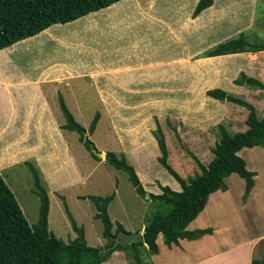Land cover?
Instances as JSON below:
<instances>
[{
  "label": "rangeland",
  "instance_id": "1",
  "mask_svg": "<svg viewBox=\"0 0 264 264\" xmlns=\"http://www.w3.org/2000/svg\"><path fill=\"white\" fill-rule=\"evenodd\" d=\"M175 2L176 0H154L155 6L152 7L155 12L153 14L157 21H152V23L144 19L136 10L134 15H132L133 12L126 16L124 14L117 15L110 24L97 28L92 31V34L81 32L69 36V40L71 37L72 41L79 39L78 41L87 47L79 50V52L73 53L75 49L72 47L63 50L60 44L53 43V45L58 46L57 52L63 53L64 58L66 57L70 62L80 61L86 66L89 61H93V59L96 61L100 58L102 65L99 64L102 67L100 75L99 73H93V75L99 81L96 95L102 105L93 108L95 100L90 94H86L85 91L87 90L83 88V85L86 86L85 79L67 81V88L65 87L64 91L61 90L60 94L57 93L52 97L54 104L52 101L51 111L48 112V115L55 121L53 129L47 127L46 123L41 125V120L35 118L36 114L30 121L27 120V117L24 118L27 112L24 111L15 121V129L13 130V133L22 134L24 141L11 145V142H0V150L2 147L5 148L0 152V167L5 161L7 165V167L0 169V176L13 193L30 225L36 223L38 219L39 198L33 193V176L26 165L27 163L39 171L41 183L49 193L51 202L48 215L49 230L64 243L72 239V233L76 235L71 229L69 218L65 212L67 208L78 225H85L87 244L91 247H99L106 241L102 236L101 222L92 217L96 212L95 208L90 200H77L74 195L105 197L115 192L114 199L108 207L111 222L113 226L119 223L125 229L135 231L134 233L140 231L139 229L145 225L148 217H152L157 212L164 213L167 210L166 206L151 201L149 194L162 193L158 183L161 186H168L170 189L175 185L178 187L179 184L157 161V158L160 157L156 141L158 128L165 138L168 164L182 179L188 180V178L201 173L196 159L204 166H207L213 159L212 149L220 140L219 125H224L228 133L233 134L238 130L241 131L239 124L246 120L248 115V111L243 107L208 97L207 91L220 88L253 105L259 118L264 116V90L246 86L238 87L233 84V80L239 76L240 72L245 73L248 77L256 78L264 84V51L255 52L253 56H245L243 53H239L241 55L208 58L204 55L219 44L237 38L242 32L248 36L247 42L251 45L264 43V0H216L214 8L205 9V31L201 29L197 33L194 32V35L189 38L190 32L188 30L186 33L188 38L186 39L182 36L185 35L184 32H181L182 29H177V32L173 34V36H178L176 41L165 36L163 30L166 27L164 28V25L171 26L184 11L190 12L194 2L188 0L183 4V9L176 7ZM148 5L151 4H145V8ZM135 8L137 7L135 6ZM194 9L191 13L192 16ZM141 12L144 13L143 10ZM145 17L150 18L148 14ZM198 17L194 18L193 24L188 25L194 31L198 24ZM155 33L164 47L157 50L153 58L137 59L140 50L141 53L146 52V54L154 50L144 43L147 36ZM48 35L47 37H50L54 34L49 31ZM56 37L53 38L60 40L58 36ZM186 42L188 44L193 42L191 43L192 50ZM169 43L175 44L170 46ZM181 49H183L182 52ZM42 50L43 54L49 56L53 47L50 43L45 44ZM187 51L189 53L185 55L184 53ZM191 51L192 54H190ZM183 54L185 57L182 56ZM34 56L36 58L39 53L35 52ZM34 56L32 57L34 58ZM165 57H169V59L172 57L175 63L170 64L162 71L163 73L159 74L153 71L154 77L150 78L149 81L146 79L136 80L141 85L133 96L124 95V90L115 83L119 78L124 82L130 81L129 87H133V78L128 74L129 69L141 67L142 63L147 62V60L161 61ZM1 59L3 60V56L0 57ZM48 60L51 59L48 58ZM204 60L206 61L205 67L203 64L202 66L197 65ZM190 61L193 63L192 66L189 65ZM181 62L182 65L185 64L187 72L180 67L181 65H177ZM22 65L20 68L25 76H34L38 73V68L30 67L28 69L30 66L28 62L24 61ZM10 69L11 67L8 65L3 66V70L6 71L3 72L13 78ZM50 69L42 71L43 73L39 74V78L46 77ZM63 70L68 72L67 69ZM2 73L0 72V89L7 90L9 93L8 88L2 83H7L8 80ZM67 75H72V72L69 71ZM214 75L217 76V79L211 78L215 77ZM38 81L35 79L34 82ZM69 84L70 87H68ZM124 84L128 86V83L125 82ZM36 92L37 89L34 88V93ZM60 95L74 119L86 129L85 135L89 136L93 142L94 150L100 152L101 160L106 162L107 152H115L116 155L117 152L122 153L123 146L131 148L132 152H136V149L144 151L139 156L140 158L137 157L134 160L130 157H136V155L131 154V151H129L128 156L123 153L127 163L133 168L135 166L142 167V177L137 175L146 192L144 199L136 194L125 172L116 170L107 162L103 166L94 163L93 161L99 160L87 154L88 152L78 140V134L61 129V126L65 124V119L59 108L58 97ZM96 112L99 113V121L94 133L89 135L87 130ZM140 120L146 122L145 132L142 131L143 124L139 128L138 122ZM38 122L39 134L36 131ZM3 123L10 126L14 124L9 121ZM3 123L0 120V128ZM134 127L139 128L140 136L137 139H134L133 132L127 131L128 128L133 129ZM11 132L12 130L7 133L6 130L7 136H11ZM39 137L47 141L54 140L59 151L55 144L46 143L44 146L39 144ZM149 138L153 140L154 146L149 144ZM8 140L9 137L6 138V142ZM145 141H147L146 145H144ZM134 143L135 146H139L135 150L132 146ZM61 147L68 148L72 159L75 160L73 167L65 165L68 156L66 151L64 153L60 150ZM101 149L107 150L106 153L100 151ZM260 150L263 152L261 153ZM124 151L127 153L126 149ZM239 156L245 161L247 169L257 174L255 179L257 198L252 200V194L250 197L244 198V181L236 174H232L225 179L228 191H218L209 197L206 214L210 217L213 225H219L220 228L222 226L228 227L229 230L225 234H233L236 240L240 238L241 240L249 238L256 240L257 237L264 236V221L260 223L264 211L261 216L258 213L259 208L260 210L262 207L264 208V147L245 148L239 152ZM112 171L119 173L118 179L114 183L110 180L114 177ZM71 182L73 186H69ZM116 190H118L117 194ZM157 190L160 192L158 193ZM222 203H227V207L221 209ZM135 237H127L121 242L127 244L136 240ZM258 253L261 254L262 252L256 251L258 255L256 258L262 260L263 257ZM142 256L146 262L150 260L146 253H143Z\"/></svg>",
  "mask_w": 264,
  "mask_h": 264
},
{
  "label": "trees",
  "instance_id": "2",
  "mask_svg": "<svg viewBox=\"0 0 264 264\" xmlns=\"http://www.w3.org/2000/svg\"><path fill=\"white\" fill-rule=\"evenodd\" d=\"M121 0H0V50L33 37L53 24H64L75 21L90 13L120 2ZM214 0H199L193 12V18L211 7ZM248 36L242 32L235 39L219 44L204 55L216 57L239 53H255L264 51V43L251 45ZM235 86H246L264 90V84L253 77L240 72L233 80ZM207 96L220 102L231 103L248 111L245 124L246 131L229 134L224 125H219L220 140L212 149L213 159L207 166L196 159L201 171L188 180L182 179L168 164V150L165 138L157 129V146L160 157L159 164L179 184L181 191H173L168 186H161V194H149L154 203L166 206L167 210L157 212L148 217L144 225L141 239L132 240L127 244L121 242V237H131L139 233L126 231L119 223L113 230V224L108 215V207L114 199L115 192L109 196H79L78 199H88L95 208L93 218L101 222L102 236L106 241L103 247H91L87 244L84 228L78 226L68 209L65 212L69 218L71 229L76 234L70 241L64 243L57 238L48 226L50 198L47 188L40 180L39 171L27 163L33 176V193L39 198V213L36 223L30 225L13 193L0 176V264H103L115 251L125 252L129 264H150L148 259L159 252L157 238L162 237L163 244L170 248L178 246L180 240L194 241L203 236L211 235L212 229H196L190 231L188 225L203 211L208 198L217 191L227 190L225 179L236 174L245 183L244 198L253 186L255 172L249 171L245 161L238 153L247 148L264 147V116L259 118L256 109L250 103L235 97L226 91L215 88L207 91ZM59 108L65 119L61 129L78 134V140L92 158L99 160L94 154L93 142L86 136L82 127L67 109L61 97H58ZM99 121L96 112L88 127L92 135ZM101 160V159H100ZM106 162L125 172L136 194L145 198V189L133 166L127 163L125 156L114 152L106 153ZM136 234V235H135ZM122 235V236H121ZM139 236L135 237L138 239ZM252 264H264L262 260H254Z\"/></svg>",
  "mask_w": 264,
  "mask_h": 264
},
{
  "label": "crops",
  "instance_id": "3",
  "mask_svg": "<svg viewBox=\"0 0 264 264\" xmlns=\"http://www.w3.org/2000/svg\"><path fill=\"white\" fill-rule=\"evenodd\" d=\"M131 1H132V3H131ZM187 1L188 0H176V2H175L176 7H178L179 9H183V4L186 3ZM215 1L216 0H214V2ZM193 2L194 3L192 4V9L190 12L187 13L184 11L179 16L178 19L174 20L173 25H171V26L166 25V24L164 25V28L165 27L166 28H165V30H163V32L166 34L165 36H167L170 40L172 39V40L176 41L178 39V36L177 37L175 35L173 36V34H175V32H177L176 31L177 29H182L181 32L185 33V35H182V36H183V38H186V39L188 37L190 38L192 35H194V32L197 33V31H199L201 29H203V31H205V10L202 11L200 15H198L199 16L197 19L198 24H197V27H195V31H194V29H190L188 27V25H190L191 23L192 24L194 23V21H193L194 18H192L191 13H192L196 3L198 2V0H193ZM214 2H213V5L211 7L207 8V10L208 9L210 10V8H214ZM148 3L151 4L150 5L151 7L148 5V7L145 8V4H148ZM134 4L137 8L139 5V8L138 9L135 8V6H133ZM152 6H155L154 0H121L120 2H117V3L109 6L108 8H104V9H101L99 11L90 13V14L83 16V17H81L75 21L64 23V24H53L50 27H48L47 29H45L44 31L40 32L39 34H37L33 37L21 40L15 44L11 45L10 47H7L3 50H0V57L3 56V60L2 59L0 60V72L1 73L3 71L6 72L5 70H3V66L8 65L11 67L10 72H11V76H13V78H10V76H8V74H6L4 72H3L4 74L2 73L3 76L6 78V80H8L7 83L6 82H2V83L6 88H8L9 93H7V90L0 89V108H1L0 120H1V123H3L4 121H9V122L14 123V124H11V126L9 124L3 123V126L0 128V142L1 143L2 142H4V143H8V142L10 143L11 142L10 143V145H11L13 143L15 144V143H20V142L24 141L22 134H17L15 132L13 133V130L15 129L14 128L15 127V121L18 120V118L20 117L19 115L23 114L24 111L27 112V115L24 116V118L27 117V120L30 121L31 118L33 117V115L36 114L35 118L37 120H41L40 121L41 125L43 123L44 124L46 123L45 125L47 127L53 129L55 127V121L52 119V117H49V115H48V112L51 111V108H50L51 103L54 100V98L52 100V97L55 96L57 93L60 94L61 90L64 91L65 87L67 88V85H66L67 81H71V80L82 81V79H85L86 80V86L84 87V85H83V88H86V90H87V91H85L86 94L88 93V94H90V96H92L94 98L95 105L93 108L97 107V105H102L101 101L98 99V97L96 95V88H97V85L99 84V81H97V79L93 75V73H96V74L99 73V75H100V71L102 69V67H100V66H102L100 58L96 59V61H94V59H93L94 62L89 61L86 66L82 62L80 63V61L77 62L74 60V61L70 62L69 60L66 59V57L64 58L63 53L57 52L56 49L58 48V46L55 44L53 45V43L57 42L58 44H60V47H61V49L63 48V50H67V48L72 47L75 49V50H73V53L79 52V50H82L83 48L86 49L87 47L82 45L83 43H80L78 41L79 39H77L76 41H72V37H71V40H69L68 39L69 36H72L73 34L75 35V34L81 33V32L92 34L93 33L92 31H95L97 28H102V26H104V25L107 26L108 24H110L111 20L114 17H116L117 15H120V14L123 15L124 14V16H126V15H128V13L130 14L131 12H133L132 15H134L136 13L135 12L136 10H138V12L144 17V19H147V20H149L150 23H152V21H157L156 17L153 14L155 12V9ZM175 9H177V8H175ZM141 10H143L144 13H142ZM146 14H148L150 18L145 17ZM153 18H155L156 20H154ZM49 31H52L54 35L47 37V36H49L48 35ZM187 31L190 32L189 35L186 34ZM186 35H188V37ZM56 36H58L60 40H55L53 38V37L57 38ZM202 36H203V34H202ZM49 43L51 44V47H53V50H51V54H49V56H48L47 54H43L42 48L45 44H49ZM186 43L188 46H191V50H192V44L191 43H193V42H190V44H188V42H186ZM144 44L151 46L152 49L154 48V50L152 52H148L149 54H146V52L141 53V50H140V53L138 54L137 59H145L146 57L153 58V55L155 56V52L157 50L161 49L162 47H164V45L161 43L160 39L159 38L157 39L156 33L154 35L147 36V40ZM172 44H175V43H169L170 46ZM121 49L124 50V48H121ZM182 51H183V49H181V52ZM35 52L39 53V56H37L36 58L34 56ZM187 53H189V51H187L184 54L186 55ZM184 54L182 56H184ZM190 54H192V51L190 52ZM243 54L245 56H249V55L253 56V53H243ZM32 56H34V58ZM170 56H172V55H170ZM223 56H234V55H223ZM223 56H216V57H223ZM43 57H46V58L43 60L42 59ZM48 58L51 60H48ZM209 58H215V57H209ZM177 59H178V57H177ZM23 60L25 62H28V64H30L28 69L30 67H33L35 69H37V68L40 69L39 71L37 69L38 73H36L34 76H29V75L25 76V74L23 73V70L20 68L23 66L22 65L24 63ZM47 61H50V62H47ZM161 61L162 62L164 61V62L162 63ZM161 61L147 60V62L142 63L141 67H137V68L131 69V70L129 69L128 74L131 75L133 78V83H132L133 87H129L130 81L129 82L125 81L126 83H128V86H126L124 84L125 83L124 80H121L119 78H118V80L115 81V83L119 87H121L122 90H124V93H123L124 95H132L133 96L135 91L137 89H139L140 88L139 86L141 85V84H138V81H136V80H139V79L145 80L146 79V81H149L150 78L154 77L153 71H156V73H159V74L163 73L162 71L164 69H166L170 64L175 63V61L172 60V57L170 59H169V57H167V58L165 57V59L161 60ZM102 62H104V61L102 60ZM205 63H206V61L204 60L202 62L200 61L197 65L202 66V64H203V66L205 67ZM99 64H100V66H99ZM177 65L178 66L181 65L180 67L184 68V70L187 72V68L185 67L184 63L182 65V62H181L180 64H177ZM189 65L192 66L193 63L190 61ZM66 66H68V67H66ZM187 66H188V64H187ZM52 67H53V69H50ZM87 67H89V68H87ZM127 67L129 68V66H127ZM62 68L67 69L68 72L71 71L72 75H67L68 72L67 71L65 72ZM45 69H48V70L50 69V71H48V74H46V77L39 78V74H42L43 73L42 71H44ZM217 72H219V71H217ZM132 78H129V80H132ZM211 78L217 79V76L211 77ZM35 79H38L39 81L34 82ZM41 80H43L44 82H42ZM26 87H28V88H26ZM68 87H70V84ZM34 88L37 89L36 93H34ZM103 94H107V93H103ZM83 102H84V99H83ZM53 104H54V101H53ZM4 113H6V114H4ZM28 113H30V116H28ZM138 124H139V128L142 124L144 125V128L142 131L145 132L144 131L146 129L145 120H143V121L140 120L138 122ZM239 125H240L241 131L238 130L237 132L246 131L247 126L245 124V120ZM38 126H39V122L36 125V131H38V134H39L40 128ZM38 128H39V130H38ZM138 129L135 127L133 129L128 128L127 131H129L130 133L133 132V137H135L134 139H137L140 136V134H139L140 132H138L139 131ZM6 130H7V133L10 130H12V132H11L12 135L7 136ZM135 132H137V133H135ZM237 132H233V133H237ZM107 133H109V132H107ZM49 135L52 136L51 133H49ZM7 137H9L10 141L8 140L6 142ZM35 138H38V137H35ZM148 142L150 145L154 146L153 140L151 138L148 139ZM38 143L43 145V146L46 143L55 144L58 151H59L57 143L54 140H48L47 141V140L39 137ZM146 144H147V141L144 142V145H146ZM132 146H133V150H135V148L139 147L138 145L135 146V143H134V145L132 144ZM123 147L124 148L122 150V153L117 152L118 153L117 155L124 153L128 156L129 151H131V154L136 155V157H130L129 156L132 160L141 156V154L144 152V151L137 150V149H136V152H132L131 148H128L127 146L126 147L123 146ZM4 149L5 148L2 147L0 152ZM124 149H126L127 153L124 151ZM60 150L64 151V153H65V151L67 152L68 160H67V164H65V165H70L71 167H73V163L75 162V160L72 159V155H70L68 148L61 147ZM100 151H104V154H105L107 150L101 149ZM260 152L262 153L263 150H260ZM56 155H57V151H56ZM238 155H239V153H238ZM40 156H42V155H40ZM18 160H16V162H18ZM63 161H65V159H63ZM93 162L96 164H99L100 166H103L106 164V162L104 160H100V159H99V161H93ZM2 167H7L6 161L2 164ZM2 167H0V169ZM134 168H135V171L137 172V174L142 177V175H141L142 174V172H141L142 167L135 166ZM112 172H113L114 177L110 178V180L114 183L115 180L118 179L119 173H118V171H112ZM256 177L257 176H255V178H254V186H253L249 196H247V197H250V195L252 194L253 195V197L251 196L252 200H255L257 198V195H255L257 192V191L255 192V190H256V187H255ZM81 178H82V181L84 182V179L82 176H81ZM158 185H161V184L158 183ZM69 186H73V183L72 182L69 183ZM162 186H164V185H162ZM172 189H173V191H178V192L181 191V188L179 186L177 187V185H175ZM117 191L118 190H116V194H117ZM227 191H228V187H227V190L221 191V192H227ZM157 192L159 193L160 190H157ZM213 194H211V195H213ZM74 196L76 197L77 200H79L78 199L79 196H88V195L76 194ZM253 198H255V199H253ZM208 200H209V198H208ZM241 204H244V203H241ZM207 205H208V203H206L203 211L197 216V218L194 219V221H192L188 225L187 229L190 231H193L196 229L210 228V229H212V234L203 236V237H201L197 240H194V241L180 240L178 246L173 245L170 248H168L167 246H165L163 244L162 237L159 236L157 238V244L159 247V252L156 255H153L150 257V262H149L150 264H252V261L258 260L256 258L258 256L256 254V251L258 252V250H260V252H262L261 254H259V253L258 254L264 258V236H261L260 238L257 237L256 240H252L250 238L244 239V240H241V238H240V239L236 240V238L234 237L233 234H231V233L225 234L229 230L228 227L224 228V226H222L220 228L219 225H213L211 223L210 217L206 214ZM244 205H246V204H244ZM224 207H227V203H222L220 205L221 209ZM263 211H264L263 207L261 210H260V208L258 209V213L260 216L263 213ZM94 214H93V216H94ZM261 221H264V215L260 219V223H261ZM75 222L77 223V221H75ZM77 225H78V223H77ZM78 226L80 227V225H78ZM81 226L84 228V235H85V239H86L87 230L84 227L85 226L84 224ZM114 229H115V226H113V230ZM143 229H144V225L141 226V228L139 229L140 230V231H138L139 235L143 234ZM125 230L128 232H131V233L135 232V231L134 232L129 231L127 229H125ZM73 237H75V235L72 233V238ZM103 245H101L99 247H102ZM103 264H129V260H128L125 252L115 251L111 254L109 259L107 261H105Z\"/></svg>",
  "mask_w": 264,
  "mask_h": 264
},
{
  "label": "water",
  "instance_id": "4",
  "mask_svg": "<svg viewBox=\"0 0 264 264\" xmlns=\"http://www.w3.org/2000/svg\"><path fill=\"white\" fill-rule=\"evenodd\" d=\"M93 154L98 158V159H101V155H100V153L99 152H97L96 150H93ZM147 198V197H146ZM139 237H138V239H136V241L137 240H139V239H141V235H138ZM134 236H132V238H133ZM126 236H124V237H122L121 238V241H124V240H126Z\"/></svg>",
  "mask_w": 264,
  "mask_h": 264
},
{
  "label": "bare ground",
  "instance_id": "5",
  "mask_svg": "<svg viewBox=\"0 0 264 264\" xmlns=\"http://www.w3.org/2000/svg\"><path fill=\"white\" fill-rule=\"evenodd\" d=\"M209 10V9H208ZM234 55H236V54H234ZM237 55H241V54H237ZM216 58V57H215Z\"/></svg>",
  "mask_w": 264,
  "mask_h": 264
},
{
  "label": "clouds",
  "instance_id": "6",
  "mask_svg": "<svg viewBox=\"0 0 264 264\" xmlns=\"http://www.w3.org/2000/svg\"><path fill=\"white\" fill-rule=\"evenodd\" d=\"M100 153V152H99ZM142 236V235H141ZM103 247V246H102Z\"/></svg>",
  "mask_w": 264,
  "mask_h": 264
}]
</instances>
